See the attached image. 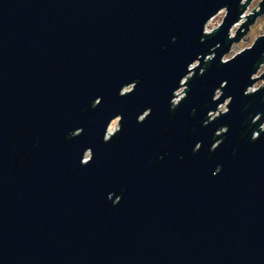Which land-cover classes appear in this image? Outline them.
I'll list each match as a JSON object with an SVG mask.
<instances>
[{
	"label": "water",
	"instance_id": "water-1",
	"mask_svg": "<svg viewBox=\"0 0 264 264\" xmlns=\"http://www.w3.org/2000/svg\"><path fill=\"white\" fill-rule=\"evenodd\" d=\"M250 2L0 0V264H264Z\"/></svg>",
	"mask_w": 264,
	"mask_h": 264
},
{
	"label": "rangeland",
	"instance_id": "rangeland-1",
	"mask_svg": "<svg viewBox=\"0 0 264 264\" xmlns=\"http://www.w3.org/2000/svg\"><path fill=\"white\" fill-rule=\"evenodd\" d=\"M246 0H244L245 2ZM262 0H251L250 4L248 5V7L246 8L245 12L243 13L242 15V20L241 22L238 24V26L234 27L232 29V36L235 35V32L236 30L238 29V27L244 22L247 20V17H245L246 15H249V14H253L254 12L252 11L254 8H255V11H258L260 9L259 7V2H261ZM225 10H222L218 15H216L215 17H213L207 24V27H206V32L207 33H211L215 28H217L221 23H222V20L225 16ZM264 13L263 15L257 17L255 19V21L250 25V29L247 33V36H249V41L246 42L244 39L241 40L239 43H235L232 48H231V52L229 54H227L224 58V60H228L229 58H231L233 55H235L236 53L250 47L253 43V41L264 34ZM246 37V36H245ZM197 64V63H195ZM264 72V62L260 65L259 69H258V72L256 73V75L253 76V78H257L259 77L262 73ZM264 85V79H257V81L254 83L253 87L250 88V92L252 91H255L257 90L260 86H263ZM184 88L185 87H182L178 92H177V95H178V98L177 99H180L182 97L185 96V93H184ZM183 91V92H182ZM221 94V92H217L216 93V97H219ZM228 100H226L223 104L220 105V107L218 108L217 112L211 114L210 118L213 119L214 117L218 116L219 115V112L220 113H224L227 111V104H228ZM119 129V125H118V122L117 121H113L111 126H110V129L109 131L110 132H115L116 130ZM222 133V131L220 132ZM86 157H89V154L86 155Z\"/></svg>",
	"mask_w": 264,
	"mask_h": 264
},
{
	"label": "built area",
	"instance_id": "built-area-1",
	"mask_svg": "<svg viewBox=\"0 0 264 264\" xmlns=\"http://www.w3.org/2000/svg\"><path fill=\"white\" fill-rule=\"evenodd\" d=\"M240 22H241V21H240ZM240 22H239V23H240ZM239 23H238V24H239ZM237 26H238V25H237ZM237 26H236V27H237ZM206 27H207V26H206ZM231 36H232V30H231ZM178 91H179V90H178ZM178 91H177V92H178ZM177 98H178V95H177V97L174 99V104H177L178 101L181 99V98H180V99H177Z\"/></svg>",
	"mask_w": 264,
	"mask_h": 264
},
{
	"label": "flooded vegetation",
	"instance_id": "flooded-vegetation-1",
	"mask_svg": "<svg viewBox=\"0 0 264 264\" xmlns=\"http://www.w3.org/2000/svg\"><path fill=\"white\" fill-rule=\"evenodd\" d=\"M246 37H247V35H246ZM246 37H243V39H245Z\"/></svg>",
	"mask_w": 264,
	"mask_h": 264
}]
</instances>
